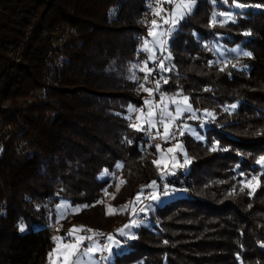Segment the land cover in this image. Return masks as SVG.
Returning <instances> with one entry per match:
<instances>
[{
	"label": "trees",
	"instance_id": "16d2710c",
	"mask_svg": "<svg viewBox=\"0 0 264 264\" xmlns=\"http://www.w3.org/2000/svg\"><path fill=\"white\" fill-rule=\"evenodd\" d=\"M234 3L247 7L217 23ZM145 8V0H0V264H51L50 219L62 199L80 207L59 220L64 226L114 233L124 220L102 198L117 186L111 206L129 199L148 225L119 237L113 264H264V165L256 163L264 157V0H196L166 33L159 88L188 97L198 118L179 120L203 139L178 142L188 170L177 180L187 192L158 195L160 204L144 191L174 172H158L163 152L130 127L129 105L145 110L143 98L151 100L140 88L148 85L132 79L137 53L152 61L142 50L152 27ZM216 42L242 53L218 60ZM252 176L259 185L249 195ZM149 202L153 210L141 211Z\"/></svg>",
	"mask_w": 264,
	"mask_h": 264
},
{
	"label": "snow or ice",
	"instance_id": "6c2138e0",
	"mask_svg": "<svg viewBox=\"0 0 264 264\" xmlns=\"http://www.w3.org/2000/svg\"><path fill=\"white\" fill-rule=\"evenodd\" d=\"M165 2L174 5L171 12L168 14L167 18L162 16V13H164L166 10L163 7H161V5ZM156 4H157V6L155 8H152V5H149V7L152 8V11L154 12V14L156 16L161 17V19H164L165 23L171 25V27H169L167 29V33L169 35H171V33L176 30V26L178 25L179 21L182 20L186 15H188L192 12V10L196 4V0H156ZM235 7L245 8V7H247V5L235 3ZM256 7H260V5H256ZM220 15H228L229 17H231L230 13H220ZM212 23L213 24L215 23V14H214ZM151 25H152V27L149 29L148 35L151 36L154 41H158L161 48H164L166 41H164L163 39H160V37H162L164 35V33H157L156 32V28L159 27L157 20H155V19L152 20ZM148 45H149V41L147 39H145L142 43V50L149 53L148 60H154L155 57L152 54L153 49L150 48ZM243 55L244 56H250L251 54L248 52H244ZM159 66L161 68H164L163 60H161L159 62ZM133 67H136V65H133ZM140 70L146 72L144 79L147 80L148 74L151 72V69L147 68V62H145V67L141 68ZM132 79L135 80L136 77L133 75ZM165 83H167V80H165ZM156 85H157L156 89L145 88L143 84L140 85V88H142L145 92H147L149 94V96H151L154 91H159V81H156ZM161 96H162L161 103H163V94H161ZM183 101L187 106L182 108L180 106V103L176 100V98L173 97L172 103L176 105L175 115H173L172 112L168 111L167 105H165L163 108L160 109L158 121L156 120L157 113L152 110L154 106H153L151 100H145L144 101L145 105L149 106L148 111L146 113L144 112L143 109H136L133 106L129 105V112H139L140 115H138L136 117V120L142 121V123L130 124V127H133L138 131H148L151 128L157 127V123H159L160 125L163 126L164 138L167 139V137L169 135H172V133L170 132V124L172 123V121L179 118L183 112H192L193 111L191 105L187 103L188 102L187 96L183 97ZM232 107L235 108L236 106L232 105ZM208 114L211 115V113H208ZM193 118H195L194 114H193ZM129 119H131V117H129ZM145 124L148 126L147 128H145ZM181 134H183V133H181ZM157 148H159L158 145H157ZM213 150H215V146H213ZM169 151L171 152V151H173V149H169ZM185 162L187 163V160ZM153 163H157V161H153ZM256 163L260 164V165H264V157H260V159H258L256 161ZM121 166L122 165H119V164L117 165V167H121ZM105 174H107V173H105ZM253 182H256V184L258 186L259 185V177L258 176H252L251 179L246 182L245 187H248L250 189L249 195H252L256 190V188L253 187ZM122 183H123V181H122ZM155 184H156V182L153 181L152 185H150V186H154ZM165 187H167V186H165ZM165 195H167L166 191H165ZM136 199L139 200V196H137ZM152 199L156 200L157 196L153 195ZM66 207H67V205H57V211L59 212L61 218H63V215H64V213L61 211V209H64ZM74 211L78 212L79 208L74 209ZM141 211H144V209H141ZM133 224H135V221H133ZM129 227H130V225H125L124 229H127ZM124 229L119 230L121 232V234H124ZM19 230L21 232L24 231V225L23 224H21L19 226ZM85 231L91 232L93 230L84 229L83 227H80L79 229L73 227L68 232V236L71 237L72 239L70 240V242H67V243L63 242V238H60V237H54L53 238L55 241L58 242L57 248L53 250L54 252L58 251L60 244L63 243V254L60 257H58V259H61L63 261V264H83V257L88 256L90 253H93L94 251L97 250V245L95 243H92V244L88 245L87 247H84L83 250L81 251L85 240H88V241L93 240L92 236L76 235V233H82ZM96 235H103V234L102 233H96ZM132 238H135V237H132ZM108 239L112 240L113 238L111 236H109ZM165 243H167V242H165ZM51 255L52 254L50 253L49 254L50 259H51Z\"/></svg>",
	"mask_w": 264,
	"mask_h": 264
},
{
	"label": "rangeland",
	"instance_id": "374dc122",
	"mask_svg": "<svg viewBox=\"0 0 264 264\" xmlns=\"http://www.w3.org/2000/svg\"><path fill=\"white\" fill-rule=\"evenodd\" d=\"M161 7H163V5H161ZM242 9H244V8H237V7H235V3H234L233 6H232V8L229 11H227V12H221V13H230L231 14V17H229L228 15H221L220 17L217 16L218 17L217 23H220L221 21L227 22V21L233 19L234 18V11H239V10H242ZM156 32L157 33H162L161 31L160 32L158 31V28H156ZM160 39H163V37H160ZM147 40L149 41V45L148 46L149 47H152L153 51H156V48H159V49L161 48L160 45H159V43H158V41H154L152 37L149 38V39H147ZM212 46H213L214 52L217 55V58L216 59L221 60V61L228 60L229 54L231 52L232 53H236V54L242 53L241 50L238 47L228 49V48L224 47L222 44L217 43V42L214 43ZM148 96H149V94H148ZM173 97L176 98V100L180 103V106L182 108L187 106L184 103V101H183V97L184 96H170L169 97V96H164L163 95V103H161V101H160L159 102V107L161 108V107H164L165 105H167V108H168V106H172L173 109H174V112H172V113H173V115H175L176 105L172 103V98ZM149 98H151V97H149ZM143 100L145 101L146 99L143 98ZM151 101H152V99H151ZM187 103L190 104L189 101ZM146 106H148V105H145V103H144L143 104V107H146ZM191 107H192V105H191ZM148 108H149V106H148ZM148 108L144 110L145 113L148 111ZM192 109H193V107H192ZM131 113H132V115L134 117V120L132 121L133 124L134 123H142V121H137L136 120V117L138 115H140L139 112H131ZM185 114H191L192 115V118H193V114H194V116H195L194 119H197L198 118V116H196L195 111L193 109L192 112H183L181 114V116L179 118H177V119L183 118ZM205 115L206 114H203V115L201 114L200 117H202V118L205 119L208 114L206 116ZM204 121L205 120H203V122H200L199 128H203V125H205V122ZM184 127H185L184 128L185 129V132H187L189 135L193 136L196 139H203L201 137L200 130L198 129V127H196L195 124L194 125H191V124H188V123L187 124L184 123ZM169 149H173V151L170 152ZM166 150H167V153H161L159 151L160 153H159V157H158V160H157L158 172L159 173H162V172L166 171L169 168V165L171 163L172 170L169 171V173L171 174L179 166L178 165V162L176 160L178 153L184 154V149H183L182 145L178 143L174 147L167 146L166 147ZM248 180H250V179H248ZM256 185H257L256 182H253V187H255ZM118 189H119V186H117L112 193H106L105 192L104 193V196L102 198V201H103L104 205L106 206V212L107 213L113 212V213H116V214L120 215L122 217V220H124L123 221L124 223L122 225H120V227H118L115 230L114 233L111 230L108 231L109 232L108 237L111 236L113 239L112 240H109L108 239L107 240V243L105 244L104 247L98 246L97 245L98 242L96 240H94L93 242H91L90 244L95 243L97 245V250L94 251L93 253H90L88 256H84L83 257V264H113V255H114V248H115L114 247V242H115V239H119V237H122V236H128V235H130L132 233V231L138 225H140V224H146V225H148L145 221H140L138 219L139 216L137 215V213H136L135 216H133V214L130 215V213L128 214V211L126 210V205L129 204V203L131 205V201L129 199H126V200H124L122 202H119L116 207H112L111 206V201H112L113 197L117 194ZM144 195H146V194H144ZM153 195H156L157 196V199L156 200H153L152 199V196ZM148 198L150 200L155 201L158 204H160L163 201L161 198L158 197V194H157V192L155 190H153L150 194H148ZM57 205H67V207L64 208V209H61V211L64 213L63 218H66V219H69V220L71 219L72 214L77 212V211H74V209H77V208L80 209V207L72 206L65 199L59 200L55 204V206H54V213L58 217V220L56 219L57 223H56V225L53 226V228L51 230V234H52L53 237L63 238V242L64 243H67V242H70V240L72 239V238H70L68 236L69 230L72 229L73 227L76 228L77 227V224H79V223H71L69 225H65L64 226L62 224V222H59V220L60 219H63V218H61L59 212L57 211ZM131 209H132V207H131ZM143 209H144V211L147 212L148 210H153V206L149 202V203H146L145 204V206H144ZM133 221H135V224H133ZM125 225H130V227L127 228V229H124V226ZM62 228L65 231L64 232V235L59 236V232L61 231ZM120 229H124V234H121V232L119 231ZM103 231H107V230H103ZM91 233H96V232H91ZM57 243L58 242L56 241L53 250L57 248ZM101 251H104V256H102L100 259L95 258L96 257L95 256L96 253L101 252ZM62 254H63V243L60 244L58 251H56V252L52 251L51 264H63V261L61 259H58V257H60Z\"/></svg>",
	"mask_w": 264,
	"mask_h": 264
},
{
	"label": "built area",
	"instance_id": "2783aa9c",
	"mask_svg": "<svg viewBox=\"0 0 264 264\" xmlns=\"http://www.w3.org/2000/svg\"><path fill=\"white\" fill-rule=\"evenodd\" d=\"M145 5L146 8L143 12V24L144 25H150L152 20H157V23L159 25V29L163 35V40L165 41L166 38V33L167 29L170 27V24H167L164 22V19H161V17H158L154 14L152 11V8L156 7V0H145ZM149 5H152V8L149 7ZM163 8L166 10L164 13H162V16H165L166 14H169L172 7L174 6L173 4L167 3V4H162ZM139 46V40L137 47ZM166 49V46L164 45V48L161 49V52L156 53L154 55L155 59L152 60L150 63H148L146 57L140 53H137L136 55V66L144 68L143 65H145V62H147V68L151 69V72L148 74V79L145 80L144 77L146 75V72L144 71H138L136 74V80L138 83H146L149 88L156 89V81H159L160 84V79H161V74L159 72V62L164 59V50ZM160 87V86H159ZM161 94H163L159 88V91H154L153 94L150 96L152 99V104H153V110L154 112L157 113L156 120H159V112H160V107H159V102L162 99ZM172 108H170V111ZM148 126L145 124V128ZM170 132L172 135H169L167 139L164 138L163 134V126L157 123V127L151 128L148 131H140L142 139L146 144L152 145V146H159V149L163 153H167L166 147L167 146H176L178 142L184 143L185 142V136L188 134L184 130V123L176 119L172 121L170 124ZM183 133V134H181ZM177 161H178V167L175 169L174 173L172 176L168 178H158L155 180L156 184L154 186H151L150 188H146L144 191V194L148 195L150 194L153 190L157 192L158 195L160 196H173L174 194L178 192H187L184 184L182 181L177 180L178 175H183L187 172L188 170V164L185 162L186 158L184 154L178 153L177 155ZM167 186V187H165ZM165 191L167 192V195H165ZM126 210L128 211V214L130 213L133 214V216L136 215V211H132L130 203L126 205ZM132 212V213H131ZM138 219L140 221H145V217L142 215H139ZM56 216L53 215L51 216V226L50 229L55 225L56 223ZM80 227H83L80 223L77 224V229ZM84 228V227H83ZM86 229V228H84ZM97 233H102L103 235H96V233H91L88 231L80 233L81 235L84 236H92L93 240H96L98 242L99 246L104 247L105 244L107 243L108 240V231H101ZM92 240V241H93ZM92 241L85 240L84 245L82 246L81 251L83 250L84 247H87ZM97 259H100L102 256H104V251L98 252L95 255Z\"/></svg>",
	"mask_w": 264,
	"mask_h": 264
},
{
	"label": "crops",
	"instance_id": "0c3cea01",
	"mask_svg": "<svg viewBox=\"0 0 264 264\" xmlns=\"http://www.w3.org/2000/svg\"><path fill=\"white\" fill-rule=\"evenodd\" d=\"M158 31H159V30H158ZM159 32H160V31H159ZM152 54H153V53H152ZM169 162H170V161H169ZM169 168L171 169V163H170V165H169ZM169 168H168V169H169ZM168 169H167V170H168ZM169 171H170V170H169ZM167 174H168V173H167ZM164 175H165V174H164ZM76 235H81V234H80V233H76ZM70 238H71V237H70ZM93 241H94V240H93ZM93 241H92V242H93ZM118 243H119V240H118V239H115L114 247H115V246H118ZM97 245H98V244H97ZM98 246H99V245H98Z\"/></svg>",
	"mask_w": 264,
	"mask_h": 264
}]
</instances>
